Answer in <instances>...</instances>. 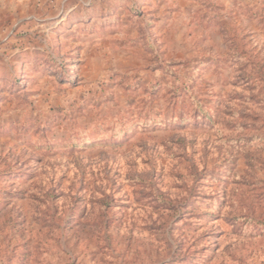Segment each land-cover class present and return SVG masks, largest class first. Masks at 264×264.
<instances>
[{
	"label": "rangeland",
	"instance_id": "obj_1",
	"mask_svg": "<svg viewBox=\"0 0 264 264\" xmlns=\"http://www.w3.org/2000/svg\"><path fill=\"white\" fill-rule=\"evenodd\" d=\"M0 264H264V0H0Z\"/></svg>",
	"mask_w": 264,
	"mask_h": 264
}]
</instances>
